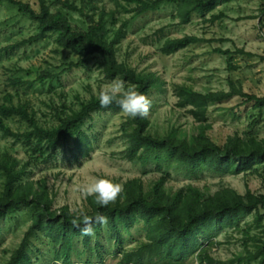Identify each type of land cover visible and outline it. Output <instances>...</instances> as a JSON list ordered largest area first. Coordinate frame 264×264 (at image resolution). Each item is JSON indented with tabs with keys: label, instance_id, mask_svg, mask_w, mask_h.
I'll return each mask as SVG.
<instances>
[{
	"label": "trees",
	"instance_id": "trees-1",
	"mask_svg": "<svg viewBox=\"0 0 264 264\" xmlns=\"http://www.w3.org/2000/svg\"><path fill=\"white\" fill-rule=\"evenodd\" d=\"M115 9H108L103 0H37L35 9L23 0H0L16 10L19 15L38 25V33L11 49L27 44H37L56 38L60 49L70 51L79 60L70 63L59 73L47 79L61 81L73 69H88L93 62L103 70L110 81L124 80L128 86L150 100L149 114L145 118H130L123 124L127 150L124 158L132 163L148 164L154 160L161 178L146 187L142 178L124 184L120 197L107 207L97 205L92 197L86 198V209L77 214L69 206L55 207V197L46 180H31L32 167L51 162L58 153L68 148L79 162L91 158L93 143L86 133L87 123L95 114L122 112L115 103L102 108L98 96L80 102V108L64 104L55 107L57 123H43L31 103L18 100L12 94H0V132L6 139L20 145L25 157L19 158L9 150H0V221L12 219L21 212L31 215V226L19 248L5 264H36L30 243L43 236L55 250V261L59 264H75L72 255L76 243L81 241L89 249L94 239L99 240L107 230L112 240L125 249L126 236L142 226L145 241L133 252L123 255L122 264H185L196 257L201 264H218L210 255L217 246L215 240L229 229H239L244 219L256 216L261 234L253 238L244 231L253 243V250L246 248L245 255L235 261L238 264H264V194L247 191L240 195L233 189H223L208 195L196 186L189 185L179 192H172L167 185L171 174L166 168L175 166L189 178L208 173L220 177L245 175L248 179L260 178L264 185V139L254 135V130L263 117L264 98L247 94L231 82L230 92L207 94L192 89L180 92L181 108H191L189 113L202 125L196 134L188 136L177 128L164 134H153L151 116L157 103L153 90L159 98L165 91L163 79L152 72H140L119 60L123 42L128 37V20L122 15L132 13V18L156 12L167 5L178 7L182 25H189L195 17L207 21L223 5L238 0H109ZM126 12V13H123ZM264 17V9L262 10ZM225 17L213 15L211 22ZM121 24V27L117 25ZM264 32V24L262 26ZM197 37L167 40L160 53L172 56L204 42ZM6 50L0 48V53ZM229 58V68L235 53L218 50ZM243 53V52H240ZM251 55V54H248ZM47 79L39 78V82ZM17 87L28 86L25 81L15 80ZM241 97L246 103H254L259 111L253 118L250 132L244 137L236 134L224 145L216 143L209 131V109L213 105ZM79 99V97H78ZM87 215L107 217V223H93L94 237H82L73 227L72 221ZM208 244V248L205 245ZM235 261H232L234 263Z\"/></svg>",
	"mask_w": 264,
	"mask_h": 264
},
{
	"label": "rangeland",
	"instance_id": "rangeland-1",
	"mask_svg": "<svg viewBox=\"0 0 264 264\" xmlns=\"http://www.w3.org/2000/svg\"><path fill=\"white\" fill-rule=\"evenodd\" d=\"M35 9L37 0H23ZM53 2L54 0H49ZM108 9H115L109 0H103ZM264 0H238L221 6L208 16L207 21L195 17L191 24L182 25L178 17V7L167 5L156 12L147 13L138 18L133 14L122 15L128 20V37L123 42L119 60L140 72H152L160 76L165 83V91L159 98L153 90V100L157 103L151 116L153 134H164L171 128L192 136L197 133L199 123L190 113L191 108H181L180 92L192 89L207 94L210 92H230L231 82L241 87L247 94L264 98ZM126 13V12H123ZM225 17L211 22L213 15ZM121 27L122 25H117ZM38 33V25L23 18L12 7L0 4V94H12L18 100L31 103L43 123H57L54 108L68 106L80 108V102L98 96L99 91L112 83L107 80L100 66L93 62L88 69H73L62 78L47 79L49 75L59 73L79 58L70 51L59 48L56 38L37 44H27L19 49L13 46L28 40ZM197 37L204 42L179 51L172 56H163L160 49L170 39ZM218 50L235 53L229 68V58ZM243 52V53H240ZM251 54V55H248ZM39 78L47 79L39 82ZM22 80L28 86L17 87L12 81ZM124 84L127 90L128 84ZM79 97V99H78ZM259 111L254 103H246L243 98L235 97L227 102L213 105L209 109V135L219 145L236 134L244 137L250 131L253 118ZM128 120L122 112L95 114L87 123L86 133L91 137L93 151L91 158L77 162L68 148L62 149L57 157L47 164L32 167L31 180H46L55 197V207L69 206L77 214L86 209V198L78 187L95 178L109 179L122 185L130 180L142 178L149 187L161 178L156 162L148 164L132 163L124 158L128 143L124 138L123 124ZM254 135L264 139V112ZM0 150H9L11 154L24 158L20 145L12 139H6L0 132ZM171 174L167 187L179 192L189 185L200 188L208 195H214L223 189H233L245 196L247 191L256 195L264 194L262 179L251 180L245 175L216 176L208 173L189 178L175 166L166 168ZM1 188V179H0ZM256 216L244 219L239 229L224 231L215 240V247L209 255L218 264H238L236 258L245 255L246 248L253 250V243L246 238L248 231L253 238L261 234ZM31 215L24 211L12 219L0 221V264L7 263L25 238L31 226ZM146 232L142 226L126 236L125 249H120L111 234L106 230L102 236L94 239L89 249L78 241L72 255L75 264H122L123 255L133 252L145 241ZM36 264H59L55 261V250L43 236L36 237L30 243ZM208 244L205 248H208ZM232 261H235L232 263ZM185 264H201L194 257Z\"/></svg>",
	"mask_w": 264,
	"mask_h": 264
},
{
	"label": "clouds",
	"instance_id": "clouds-1",
	"mask_svg": "<svg viewBox=\"0 0 264 264\" xmlns=\"http://www.w3.org/2000/svg\"><path fill=\"white\" fill-rule=\"evenodd\" d=\"M98 101L102 108H107L113 103L117 104L126 116L130 118H145L149 114L150 100L143 94L129 87L127 90L121 81H113L106 87H103L98 94ZM82 196L92 197L95 203L101 207H107L120 197L123 189L119 183H114L109 179L95 178L77 189ZM95 224H106L107 217L96 215L90 218L83 215L82 218L72 221L73 227L78 229L82 237H94Z\"/></svg>",
	"mask_w": 264,
	"mask_h": 264
}]
</instances>
